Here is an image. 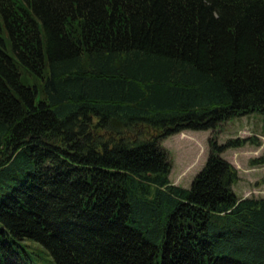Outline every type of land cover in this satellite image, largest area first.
Returning a JSON list of instances; mask_svg holds the SVG:
<instances>
[{
	"label": "trees",
	"instance_id": "obj_1",
	"mask_svg": "<svg viewBox=\"0 0 264 264\" xmlns=\"http://www.w3.org/2000/svg\"><path fill=\"white\" fill-rule=\"evenodd\" d=\"M251 111L264 0H0V264H264L221 155L253 137L210 133L188 186L160 143Z\"/></svg>",
	"mask_w": 264,
	"mask_h": 264
},
{
	"label": "rangeland",
	"instance_id": "obj_2",
	"mask_svg": "<svg viewBox=\"0 0 264 264\" xmlns=\"http://www.w3.org/2000/svg\"><path fill=\"white\" fill-rule=\"evenodd\" d=\"M215 132L218 142L229 136H252V141L227 147L221 155L236 168L237 179L232 184L236 196L264 197V123L260 113L251 111L220 121L213 128H184L160 140L170 161L168 178L171 182L188 186L207 154V136ZM263 158L252 162L251 158ZM39 256L44 254L38 252ZM52 264V263H41Z\"/></svg>",
	"mask_w": 264,
	"mask_h": 264
}]
</instances>
